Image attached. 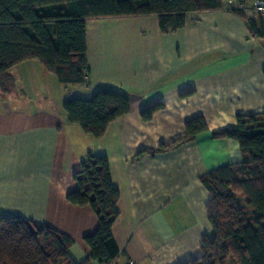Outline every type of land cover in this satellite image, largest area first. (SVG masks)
Instances as JSON below:
<instances>
[{
  "label": "crops",
  "instance_id": "obj_1",
  "mask_svg": "<svg viewBox=\"0 0 264 264\" xmlns=\"http://www.w3.org/2000/svg\"><path fill=\"white\" fill-rule=\"evenodd\" d=\"M253 19L264 29V16ZM86 48L88 85L73 92L36 61L9 70L14 83L0 88V219L33 221L69 237L68 255L80 264L98 220L66 196L78 190L73 176L88 156H104L119 193L112 226L119 255L111 264L200 258L203 240L214 235L200 178L242 159L237 142L212 133L235 129L239 115L264 112V37L220 10L191 14L168 35L155 16L88 20ZM99 90L124 94L130 110L95 139L67 121L62 105ZM155 104L163 108L144 121L140 112ZM197 117L207 131L156 152Z\"/></svg>",
  "mask_w": 264,
  "mask_h": 264
},
{
  "label": "trees",
  "instance_id": "obj_2",
  "mask_svg": "<svg viewBox=\"0 0 264 264\" xmlns=\"http://www.w3.org/2000/svg\"><path fill=\"white\" fill-rule=\"evenodd\" d=\"M253 0H0V88L14 83L9 70L25 61L38 62L59 84L87 86L90 68L86 58V21L105 18L155 16L160 33L184 28L191 14L225 10L245 19L253 36L264 37L246 8ZM163 106L155 104L140 112L144 121ZM62 109L67 121L79 125L95 139L103 137L114 120L127 115L128 98L111 90L96 91L91 98H72ZM235 129L212 133L214 139L238 143L241 162L213 170L200 178L210 195L206 211L214 231L204 239L201 257L184 264H264V112L236 118ZM207 131L202 117L184 124V135L156 152H166L189 143ZM73 179L78 190L66 196L68 203L88 206L98 224L84 238L94 261L110 264L119 255L112 236L118 217L119 193L114 188L106 157L89 155ZM244 200L254 219L246 222L236 198ZM69 237L36 222L0 219V264H75L68 255Z\"/></svg>",
  "mask_w": 264,
  "mask_h": 264
},
{
  "label": "built area",
  "instance_id": "obj_3",
  "mask_svg": "<svg viewBox=\"0 0 264 264\" xmlns=\"http://www.w3.org/2000/svg\"><path fill=\"white\" fill-rule=\"evenodd\" d=\"M227 5H235L238 9L242 10L248 18L255 15L264 16V0H253L246 8L232 2H228ZM125 264H134V262L128 261Z\"/></svg>",
  "mask_w": 264,
  "mask_h": 264
},
{
  "label": "rangeland",
  "instance_id": "obj_4",
  "mask_svg": "<svg viewBox=\"0 0 264 264\" xmlns=\"http://www.w3.org/2000/svg\"><path fill=\"white\" fill-rule=\"evenodd\" d=\"M11 85H13V82H12V84ZM61 88L63 89L64 88V86H62L61 85ZM76 88H80L79 86H75V87H68V90H72V92H73V90H76ZM236 201L238 202V206H239V208L241 209V211H242V216H243V218H244V220L246 221V222H252V220L254 219V216H253V213H252V211L245 205V203H244V200L242 199V198H240V197H237L236 198ZM128 262V261H127ZM111 264V263H110ZM135 264V263H134Z\"/></svg>",
  "mask_w": 264,
  "mask_h": 264
}]
</instances>
